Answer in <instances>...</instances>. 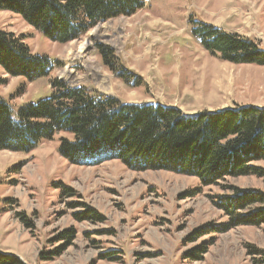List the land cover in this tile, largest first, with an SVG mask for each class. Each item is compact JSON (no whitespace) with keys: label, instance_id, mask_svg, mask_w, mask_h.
<instances>
[{"label":"rangeland","instance_id":"rangeland-1","mask_svg":"<svg viewBox=\"0 0 264 264\" xmlns=\"http://www.w3.org/2000/svg\"><path fill=\"white\" fill-rule=\"evenodd\" d=\"M195 23L264 49V0H146L135 15L101 23L65 45L0 12V30L57 62L48 78L33 83L0 69V98L16 109L49 99L57 79L190 116L264 108V67L235 65L204 50L192 36ZM99 46L113 52L125 80L104 65ZM65 136L27 154L0 152V252L23 264H264L261 206L230 209L238 192L264 193V177L203 187L166 171L134 172L118 160L75 165L59 154ZM255 166L264 171V162ZM243 215L258 224L235 226ZM70 230L74 239L61 255L42 260L66 246L59 236Z\"/></svg>","mask_w":264,"mask_h":264},{"label":"trees","instance_id":"trees-1","mask_svg":"<svg viewBox=\"0 0 264 264\" xmlns=\"http://www.w3.org/2000/svg\"><path fill=\"white\" fill-rule=\"evenodd\" d=\"M145 4L146 0H0V12L20 16L47 39L65 45L101 23L135 15ZM192 36L223 61L264 67V49L253 40L196 23ZM99 50L104 65L125 80L124 71L115 70L113 52L102 46ZM56 65L33 55L21 39L0 30V69L8 75L33 83L48 78ZM50 85L49 99L19 109L0 98V152L27 154L63 134L59 154L75 165L118 160L134 172L166 171L196 178L203 187L227 178L264 177V171L255 166L264 162V108L246 106L190 116L159 103H122L57 79ZM231 202L234 211L261 206L256 215L264 219V193L238 192ZM245 216L235 226L258 224ZM59 238L66 246L42 260L60 256L74 233L66 231ZM0 264L23 263L0 252Z\"/></svg>","mask_w":264,"mask_h":264},{"label":"bare ground","instance_id":"bare-ground-1","mask_svg":"<svg viewBox=\"0 0 264 264\" xmlns=\"http://www.w3.org/2000/svg\"><path fill=\"white\" fill-rule=\"evenodd\" d=\"M85 49H86V46L85 45L83 47H81V54L85 51Z\"/></svg>","mask_w":264,"mask_h":264}]
</instances>
